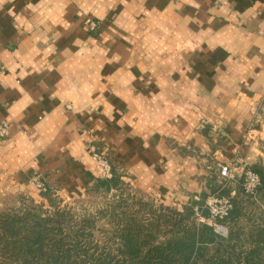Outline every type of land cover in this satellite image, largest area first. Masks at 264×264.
Returning a JSON list of instances; mask_svg holds the SVG:
<instances>
[{"label": "crops", "instance_id": "crops-1", "mask_svg": "<svg viewBox=\"0 0 264 264\" xmlns=\"http://www.w3.org/2000/svg\"><path fill=\"white\" fill-rule=\"evenodd\" d=\"M0 63V186L81 196L95 144L183 206L205 174L184 152L232 181L264 156V0H0Z\"/></svg>", "mask_w": 264, "mask_h": 264}, {"label": "trees", "instance_id": "trees-1", "mask_svg": "<svg viewBox=\"0 0 264 264\" xmlns=\"http://www.w3.org/2000/svg\"><path fill=\"white\" fill-rule=\"evenodd\" d=\"M249 168L261 180L254 195L243 180L235 198L223 187L213 194L232 201L226 237L195 219L207 193L190 196L182 209L157 205L132 191L114 165L112 178L101 176L86 189L111 195L95 213L61 206L46 183L41 194L53 210L30 200L0 214V264H264V164Z\"/></svg>", "mask_w": 264, "mask_h": 264}, {"label": "rangeland", "instance_id": "rangeland-1", "mask_svg": "<svg viewBox=\"0 0 264 264\" xmlns=\"http://www.w3.org/2000/svg\"><path fill=\"white\" fill-rule=\"evenodd\" d=\"M4 139H0V141ZM244 140H248V139H246L244 136ZM257 147L264 154V142L262 143L259 142ZM184 153H185L184 155L186 156L188 155L198 156V161L203 163L202 168L205 174H203L202 178H199V181L201 182L200 185L203 188L199 194L204 192L210 196L213 195L214 193L217 192L219 193L221 191V188L223 187V189L236 191V194L233 196L235 198L237 192L241 191L240 182L242 181V179L240 177H238V179L234 181L232 180L225 181L219 177V169L222 164H219V161H217L213 153L210 154L209 156L201 155L199 152H192V151H187ZM256 162L258 163L261 162L262 164H264V156L263 157L260 156L259 158H257L254 163ZM251 165L248 166L246 165L244 166V168H249ZM118 171L120 173H125L128 175L125 181L129 183L132 191L134 190L139 194L146 196L147 198L153 200V202L157 205L162 204L158 196L154 195L151 191L144 190L138 186V183L136 182L137 179L134 175L122 171L120 167ZM217 185H219L220 188H218ZM55 197L57 198V201L60 202L61 206L71 207L73 208L74 211L78 213L84 211L95 213L97 210L104 207L106 202L111 199V195H103V194H98L96 192H86V191L81 196H76L74 198H69V199L65 197H61L58 194H56ZM30 200H33L36 205L44 206V209L46 210H53V207L50 206L49 202L44 197H42V194L34 187L33 190L25 191V190L15 189L10 185L0 186V214L5 210L18 208L23 203L30 204ZM170 206H174L179 209H182V206H178V205H170ZM262 209H264V204L262 205Z\"/></svg>", "mask_w": 264, "mask_h": 264}, {"label": "built area", "instance_id": "built-area-1", "mask_svg": "<svg viewBox=\"0 0 264 264\" xmlns=\"http://www.w3.org/2000/svg\"><path fill=\"white\" fill-rule=\"evenodd\" d=\"M98 25L96 22H92L89 25L90 31H96ZM5 69L0 63V76L4 73ZM10 126L7 122H3L0 125V139H4L9 135ZM248 140L255 139V134L252 130L248 131L245 135ZM90 154L93 160L97 163L101 176L110 179L113 176V164L110 158L102 151L97 145L92 144L89 146ZM220 178L225 181L232 180V168L229 166H220L219 169ZM242 186L245 193L254 195L257 189L261 185L260 177L254 173L250 168H244L242 175ZM34 187L41 193L46 191V181L42 176H37L33 180ZM235 193H233V196ZM232 208V201L229 197L210 195L205 204L202 207L195 208V219L199 224L210 223L217 234L222 237L228 235V227L223 224V221L229 215ZM204 211L208 213L206 217Z\"/></svg>", "mask_w": 264, "mask_h": 264}]
</instances>
